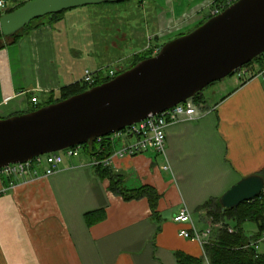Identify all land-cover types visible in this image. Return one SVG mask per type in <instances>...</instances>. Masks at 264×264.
<instances>
[{"label": "crops", "instance_id": "1", "mask_svg": "<svg viewBox=\"0 0 264 264\" xmlns=\"http://www.w3.org/2000/svg\"><path fill=\"white\" fill-rule=\"evenodd\" d=\"M61 37L45 20L0 49V119L28 111L33 97L39 104L58 99L60 89L82 81V73L74 70L80 65L73 68L68 61L80 64L85 56L92 59L93 51L72 50ZM251 67L250 78L209 102L195 120L169 124L163 155L114 160L111 169L122 176L124 188L156 191L154 213L145 198L124 202L114 196L88 155L63 161L52 176L39 171L34 178L0 177V264H178L177 253L211 264L206 247L218 243L222 223H214L202 207L264 169V71ZM132 142L115 140L113 153ZM182 209L197 232L210 230L206 244L179 237L189 228L172 220ZM98 211L105 218L88 227L84 216ZM222 221L235 229L234 221ZM242 229L247 241L257 233L250 222Z\"/></svg>", "mask_w": 264, "mask_h": 264}, {"label": "water", "instance_id": "2", "mask_svg": "<svg viewBox=\"0 0 264 264\" xmlns=\"http://www.w3.org/2000/svg\"><path fill=\"white\" fill-rule=\"evenodd\" d=\"M6 1V0H4ZM129 0H29L0 16V37L68 10ZM264 54V0H238L112 80L34 112L0 119V169L107 137L193 99ZM264 180H240L219 199L225 210L258 198Z\"/></svg>", "mask_w": 264, "mask_h": 264}, {"label": "rangeland", "instance_id": "3", "mask_svg": "<svg viewBox=\"0 0 264 264\" xmlns=\"http://www.w3.org/2000/svg\"><path fill=\"white\" fill-rule=\"evenodd\" d=\"M25 1L6 0V9ZM213 2L214 0H129L121 4L87 6L65 11L63 19L54 23L53 27L57 33H63L65 37L61 38H65L74 47L72 50L77 51L81 47L79 50L85 55L89 49L93 51L88 54L92 55V59L85 56L80 64H75V60L68 61L73 64V68L80 65L79 71L74 69L76 73L80 72L84 76L85 70L93 71L98 66L103 75L108 71L116 74L129 67L134 54L152 48L155 44L162 47L195 30L209 16ZM69 53L74 58V52ZM252 69L253 67L247 68L245 80L250 78ZM241 80L244 81L232 74L205 88L201 93L206 98V103L202 107L195 105V112L205 113L203 108L210 106L209 102L221 100ZM223 86L225 89H222ZM81 157H86L82 146L79 157L73 160ZM69 159L71 158L64 156V161ZM158 163H162V160L159 159ZM50 196L49 203L53 204L52 195ZM260 249L264 250V243Z\"/></svg>", "mask_w": 264, "mask_h": 264}, {"label": "trees", "instance_id": "4", "mask_svg": "<svg viewBox=\"0 0 264 264\" xmlns=\"http://www.w3.org/2000/svg\"><path fill=\"white\" fill-rule=\"evenodd\" d=\"M29 0H26L27 2ZM25 2L5 11L6 13L13 12ZM63 13L46 16L42 19L32 21L28 27L22 29L12 37H0V49L6 46L16 43L23 35L31 30L40 27L43 21L47 20L50 24L57 23L62 20ZM210 17L200 23L197 27L206 22ZM160 47V46H158ZM152 52L142 51L133 56L130 61L128 69L134 67L139 62L151 58ZM257 66L259 71H264V54L254 59L251 63L245 67ZM127 69V70H128ZM124 71H119L114 74V77L119 75ZM112 78H106L102 74H98L95 78L94 84L92 86H87L80 83H75L68 85L60 89L58 94V99H51L44 104H39L36 108H31L28 111L21 113L26 114L34 112L44 106L55 104L57 102L68 99L72 96L81 94L90 90L93 87L104 84ZM191 102L195 106L202 107L205 104L202 93L197 94ZM20 115V114H17ZM84 153L91 158H96L99 161L109 158L113 154V142L108 139H101L100 141H95L94 144L89 148L87 146H82ZM94 173L100 179H106L109 182L108 190L117 197H120L124 202L147 199L150 210L154 213L157 201L159 199L156 191L150 187H141L136 190H127L123 185V178L121 175L115 173L110 168H104L100 165L91 167ZM264 180V169L257 174ZM202 209L207 211V215L212 219L214 223L221 221V230L218 232V243L207 246L206 252L209 254L211 264H264V251H255L250 247V243L257 240L259 235L264 232V195L260 194L258 198L251 202H246L240 204L237 208L231 210L223 209L219 201H210ZM105 218L104 211H98L86 214L84 216V221L88 227H91ZM224 219L232 220L235 222L236 226L234 233L230 234L227 232L229 228L224 225ZM245 222H250L257 227V233L248 241L243 237L242 225ZM176 260L178 264H199V260L185 256L181 253L176 254Z\"/></svg>", "mask_w": 264, "mask_h": 264}, {"label": "built area", "instance_id": "5", "mask_svg": "<svg viewBox=\"0 0 264 264\" xmlns=\"http://www.w3.org/2000/svg\"><path fill=\"white\" fill-rule=\"evenodd\" d=\"M238 0H214L211 5L208 17H214L222 13L225 9L235 4ZM6 9V3L4 0H0V16ZM248 67H242L235 71L239 79H244L248 73ZM98 74H102V70L99 69L95 72L85 70L82 78V83L87 86L94 84L95 78ZM114 72L108 71L106 78H114ZM6 103V102H4ZM31 108H36L39 103L37 98H31ZM30 108V109H31ZM195 109L191 100H187L185 103L179 104L159 115H149L145 120L140 123L134 124L129 127H125L123 130L111 134L107 137L97 139H108L111 142L119 139L132 140V144L123 146L119 151L114 152L109 158L99 161L96 158H91V167L102 166L104 168H110L114 164V160L122 158L124 156L133 157L138 154L152 152L158 155L164 154L165 148V129L169 124L175 123L180 120H195ZM81 146L65 149L56 153L46 154L40 157H36L33 160L17 165H9L0 169V177H6L12 180H19L30 176V178L40 176L39 171H42V176L48 177L55 174L59 166L64 161V156L67 158H77L80 155ZM14 184L11 183L10 187ZM3 192V191H2ZM264 195V190L261 192ZM173 222L180 226H188V229H182L179 231V237L191 242H197L201 245L207 243V239L210 236V230H206L203 233L197 232L192 224L190 214L186 209L180 210L173 218ZM228 233H234L233 229H228ZM264 243V232L261 233L257 240L250 243V247L255 251L260 250L261 244Z\"/></svg>", "mask_w": 264, "mask_h": 264}, {"label": "flooded vegetation", "instance_id": "6", "mask_svg": "<svg viewBox=\"0 0 264 264\" xmlns=\"http://www.w3.org/2000/svg\"><path fill=\"white\" fill-rule=\"evenodd\" d=\"M16 5H19V4L17 3ZM3 14H5V11L2 13V15ZM158 46L159 45L155 44V45L152 46V48L151 47L147 48L148 51L152 52V56L151 57L155 56L158 53V51L160 50L161 47H158ZM127 69L128 68H126L125 70H122V71H126Z\"/></svg>", "mask_w": 264, "mask_h": 264}]
</instances>
